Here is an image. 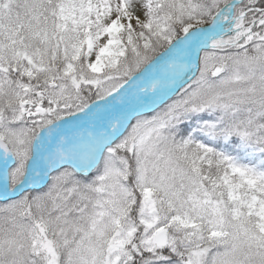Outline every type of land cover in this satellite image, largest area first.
Wrapping results in <instances>:
<instances>
[{
    "label": "snow or ice",
    "instance_id": "snow-or-ice-1",
    "mask_svg": "<svg viewBox=\"0 0 264 264\" xmlns=\"http://www.w3.org/2000/svg\"><path fill=\"white\" fill-rule=\"evenodd\" d=\"M0 264H264V0H0Z\"/></svg>",
    "mask_w": 264,
    "mask_h": 264
}]
</instances>
